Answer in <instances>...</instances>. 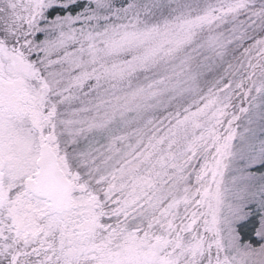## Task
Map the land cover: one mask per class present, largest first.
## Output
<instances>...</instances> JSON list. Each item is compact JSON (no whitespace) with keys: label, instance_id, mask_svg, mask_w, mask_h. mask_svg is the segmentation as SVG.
<instances>
[{"label":"snow or ice","instance_id":"snow-or-ice-1","mask_svg":"<svg viewBox=\"0 0 264 264\" xmlns=\"http://www.w3.org/2000/svg\"><path fill=\"white\" fill-rule=\"evenodd\" d=\"M0 264H264V0H0Z\"/></svg>","mask_w":264,"mask_h":264}]
</instances>
